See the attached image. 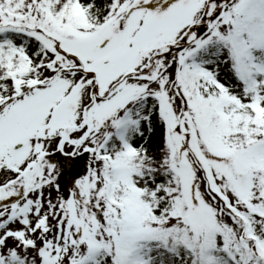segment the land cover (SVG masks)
<instances>
[{"label": "snow or ice", "instance_id": "1", "mask_svg": "<svg viewBox=\"0 0 264 264\" xmlns=\"http://www.w3.org/2000/svg\"><path fill=\"white\" fill-rule=\"evenodd\" d=\"M0 264H264V0H0Z\"/></svg>", "mask_w": 264, "mask_h": 264}]
</instances>
